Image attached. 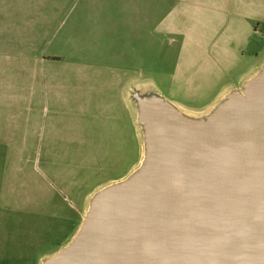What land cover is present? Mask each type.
Wrapping results in <instances>:
<instances>
[{
	"label": "water",
	"instance_id": "water-1",
	"mask_svg": "<svg viewBox=\"0 0 264 264\" xmlns=\"http://www.w3.org/2000/svg\"><path fill=\"white\" fill-rule=\"evenodd\" d=\"M127 90L139 163L42 264H264V63L198 115L144 80Z\"/></svg>",
	"mask_w": 264,
	"mask_h": 264
},
{
	"label": "rangeland",
	"instance_id": "rangeland-1",
	"mask_svg": "<svg viewBox=\"0 0 264 264\" xmlns=\"http://www.w3.org/2000/svg\"><path fill=\"white\" fill-rule=\"evenodd\" d=\"M143 2L19 0V8L46 10L49 21L41 38L72 62L73 83L81 84L86 92L94 93L102 88L105 94H112L118 106H135L128 94V81L140 79L168 100H178L187 113L198 115L211 107L207 106L209 103L225 96L229 89L242 86L244 79L264 63V0H193L192 7L169 15L164 24L159 22L166 17L164 13L174 1L145 0L146 5L150 3L151 10L150 15H146L149 19L146 30L139 24L143 16L131 12L144 6ZM214 11L223 14L215 16ZM212 16L215 17L213 24ZM240 20L250 30L237 45L234 33ZM169 25L187 31L184 50L190 53H180V42L177 37L172 40L167 30ZM200 44L212 53L218 50L224 60L214 92L204 99H192L187 92L190 81L185 79L181 91L173 94L177 92L173 74L179 58L189 55L193 60L198 56L193 50ZM228 46L237 51L232 57L236 62L231 64L225 52ZM127 51L134 64L130 60V78L117 86H107L110 80L106 79L101 86L99 78L87 80L76 74L79 71L75 63L107 66L115 61L122 62L127 58ZM135 130L137 154L134 162L128 166L123 160L119 163L113 160L112 165L102 171L100 160L86 159V144L81 142L70 144V153L65 158L57 156L53 160L45 158L42 144L38 142L19 161L6 158L1 152L0 264H42L62 248L80 224L85 202L79 196L89 197L101 185L128 175L134 165H138L137 126ZM56 148L58 155L63 151V144H56ZM65 186H69L70 191Z\"/></svg>",
	"mask_w": 264,
	"mask_h": 264
},
{
	"label": "crops",
	"instance_id": "crops-1",
	"mask_svg": "<svg viewBox=\"0 0 264 264\" xmlns=\"http://www.w3.org/2000/svg\"><path fill=\"white\" fill-rule=\"evenodd\" d=\"M173 1L160 24L169 15L193 6V0ZM143 4L131 12L143 16L139 24L146 30V21L149 22L146 15L151 10L149 2L146 5L144 0ZM45 12L41 7L21 9L19 0H0V153L19 161L38 142L42 144L45 158L53 160L57 156L65 158L70 153V144L81 142L86 144V159L100 160L101 171L112 165L113 160L118 163L123 160L129 166L137 154L135 123L129 106L116 105L112 94H105L102 88L94 93L86 92L81 84L73 83L72 62L41 38L49 21ZM222 14L214 11L213 15ZM214 19L212 16L211 24ZM240 21L234 33L237 45L250 30ZM135 26L133 23L132 28ZM167 30L172 40L180 42V53H190L184 50L187 31L176 25L167 26ZM193 52L198 55L193 60L189 55H181L176 64L173 76L177 80V92L173 94H178L188 79L189 96L204 99L214 92L224 60L218 50L212 53L201 44ZM225 52L227 62H236L234 48L228 46ZM126 56L124 62L115 61L101 67L94 63H75L79 71L76 74L87 80L99 78L101 86L105 79L111 82L107 86H117L130 78V51ZM56 144H63V151L58 155ZM65 187L70 191L69 186ZM84 197V194L79 196L85 202Z\"/></svg>",
	"mask_w": 264,
	"mask_h": 264
}]
</instances>
